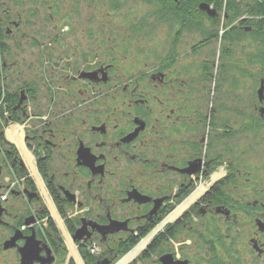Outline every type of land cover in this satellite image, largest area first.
<instances>
[{
  "label": "flooded vegetation",
  "instance_id": "af4514ba",
  "mask_svg": "<svg viewBox=\"0 0 264 264\" xmlns=\"http://www.w3.org/2000/svg\"><path fill=\"white\" fill-rule=\"evenodd\" d=\"M185 16L157 23L151 60L129 66L87 35L94 22L77 40L37 47L15 19L3 26L0 264H26L20 252L31 248L27 264H53L66 249L53 213L84 264L131 253L122 264H264V176L241 169L239 118L225 109L237 102L209 83L211 43ZM49 220L56 239L43 232Z\"/></svg>",
  "mask_w": 264,
  "mask_h": 264
},
{
  "label": "trees",
  "instance_id": "16d2710c",
  "mask_svg": "<svg viewBox=\"0 0 264 264\" xmlns=\"http://www.w3.org/2000/svg\"><path fill=\"white\" fill-rule=\"evenodd\" d=\"M137 1L147 8L139 17L129 16L128 6L123 0H0V38L3 26L15 19L17 34L31 37L34 47L45 42L58 44L64 34L63 26H68L70 20H79L82 7H93L95 11L105 9L120 14V28L123 30L112 35L127 44L144 35L148 37L146 35L155 31L157 23L187 19L185 12L189 9L191 22L187 29L206 39L208 44L218 42L216 62L207 59L204 66L209 83L222 85L224 99L237 102L235 111L234 104L225 109H230L231 116L239 118L241 169L249 174L250 179L264 176V114L259 112L263 103L257 97L262 81L264 98V0ZM201 4L210 7L215 15L202 12L199 8ZM178 11L182 14L181 18L177 17L180 16ZM84 20L88 30L94 19L88 16ZM87 35H95L96 40L99 37L98 33L90 34L88 31ZM259 154H263L261 159L252 160ZM38 172L44 176L40 166ZM65 226L71 233L67 223ZM43 232L57 238V230L51 220ZM67 264H73L72 260Z\"/></svg>",
  "mask_w": 264,
  "mask_h": 264
},
{
  "label": "rangeland",
  "instance_id": "374dc122",
  "mask_svg": "<svg viewBox=\"0 0 264 264\" xmlns=\"http://www.w3.org/2000/svg\"><path fill=\"white\" fill-rule=\"evenodd\" d=\"M123 1H125L128 6L126 10L129 13V16L139 17L143 15L147 10L146 6L141 4L140 1H137V0H123ZM64 6L65 8H67L66 7L67 4H65ZM209 9L211 10L210 7ZM92 10H94L93 7L92 8L82 7L79 20L78 19L70 20L68 21L69 22L68 26H63L62 30H65L63 36L65 37V39H67V41L77 40V37H79V34H80L78 28L80 26H83V24L86 23L84 18L87 19L88 16H92V19H94V23L92 26L94 27L95 30L91 29V34L98 33L99 37L96 40L97 41L96 43L98 45H101V44L104 45L105 43L110 44L112 48L115 50V52H119L121 54V56L123 57L122 60L124 64L128 66L133 60H136V61L137 60L138 61H142V60L150 61L151 60V57L149 56L150 55L153 56V53H154V43H155L154 41L157 36L156 28L154 32L152 31L153 33L146 35L148 37H144L145 36L144 35L142 36L143 38L139 37V38H136L134 41L133 40L128 41V42L126 41L127 44H125L120 39L118 40L116 38H113V35H112V34H116L120 30L121 31L123 30L120 28L121 27V23L119 22L120 14L119 13L116 14L110 10H105V9H100V10L96 9V11L95 10L92 11ZM71 24L75 25V27H73ZM161 37L163 36L161 35ZM197 38L198 36L195 34H192L190 36V39L192 42H194ZM204 53H205V58H208V60H212L213 62H216L217 54H218V44L216 42H212L203 51V56H204ZM7 130L9 129L7 128ZM10 143L14 147H17V149L19 150L20 155L27 168V171L29 172V175L33 177V179L36 182L37 187L39 188L41 186L40 184L41 181H39L37 175L34 174L33 169L31 168L32 166H31V163L29 162L28 154L23 149L24 147L21 141V135L16 138L15 142L10 140ZM262 156L263 154H259L258 157H254L252 158V160L258 161V159H261ZM262 159H264V157ZM4 196L5 194L2 195L1 200L4 198ZM44 203L49 205L47 201H44ZM51 211H53L52 208H51ZM52 217H53L55 226H57V229H59V232L62 235L63 239L65 240V244H66V249L63 252H60L58 255H56V260L53 264H67L69 260H72L73 264H84L81 261V258L79 257L77 250L72 245L70 237L66 233L67 229L63 224L64 219L62 217L56 216L54 213L52 214ZM28 224H30V222Z\"/></svg>",
  "mask_w": 264,
  "mask_h": 264
},
{
  "label": "water",
  "instance_id": "95a60500",
  "mask_svg": "<svg viewBox=\"0 0 264 264\" xmlns=\"http://www.w3.org/2000/svg\"><path fill=\"white\" fill-rule=\"evenodd\" d=\"M201 11L206 12L209 16H213L214 15V11L210 10L209 7L206 4H201L199 6ZM257 97H258V101L263 103V106H261L259 108V112L260 114H264V98H263V82H260V86L257 90ZM80 231L76 230L75 234L72 236L73 240H76L78 237V233ZM29 239H31V237H29ZM37 243L34 242V246H36ZM26 250V249H25ZM38 254L37 251L35 250V248H31L29 250H26L25 252L22 253V250L20 252V256H21V261H25L26 264L31 262V261H35V255Z\"/></svg>",
  "mask_w": 264,
  "mask_h": 264
},
{
  "label": "bare ground",
  "instance_id": "6f19581e",
  "mask_svg": "<svg viewBox=\"0 0 264 264\" xmlns=\"http://www.w3.org/2000/svg\"><path fill=\"white\" fill-rule=\"evenodd\" d=\"M6 133H7V137L9 138V140H11V141H13V142H15L16 138H17L18 136H20V134H19V135L17 134L15 127H11V128H9V130H7ZM131 256H132V253L129 254L128 256H126V258L123 259V262H124L126 259H129ZM123 262L121 261V263H119V264H122Z\"/></svg>",
  "mask_w": 264,
  "mask_h": 264
},
{
  "label": "crops",
  "instance_id": "0c3cea01",
  "mask_svg": "<svg viewBox=\"0 0 264 264\" xmlns=\"http://www.w3.org/2000/svg\"><path fill=\"white\" fill-rule=\"evenodd\" d=\"M39 191L44 197L46 196L45 189H44V187L42 185L39 187Z\"/></svg>",
  "mask_w": 264,
  "mask_h": 264
}]
</instances>
